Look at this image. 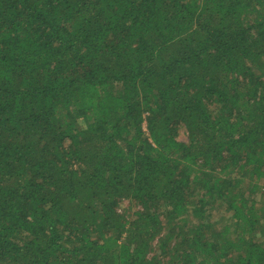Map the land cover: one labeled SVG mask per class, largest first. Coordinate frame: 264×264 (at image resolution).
I'll return each instance as SVG.
<instances>
[{"label": "trees", "instance_id": "obj_1", "mask_svg": "<svg viewBox=\"0 0 264 264\" xmlns=\"http://www.w3.org/2000/svg\"><path fill=\"white\" fill-rule=\"evenodd\" d=\"M263 176L264 0H0V264H264Z\"/></svg>", "mask_w": 264, "mask_h": 264}, {"label": "rangeland", "instance_id": "obj_2", "mask_svg": "<svg viewBox=\"0 0 264 264\" xmlns=\"http://www.w3.org/2000/svg\"><path fill=\"white\" fill-rule=\"evenodd\" d=\"M176 140L179 142H187V133L185 128L181 127V126H177L176 127ZM256 188L253 189V194H250V191L248 192V190L245 191V195H250L249 198L250 199H254V201H259V203L262 201V204L260 205L261 207V212L264 215V193L261 194L264 191V176L262 177V181L259 180L257 181V184L255 185ZM247 197V196H246ZM140 210L139 206L136 203H132L128 200H123L120 202L119 206H118V211L125 216L126 218L130 219L134 217V213L136 211ZM221 210H224V206L218 205L214 211L213 217L216 220H220L221 217L223 216V212ZM186 218V217H185ZM187 221L190 220V217L187 216ZM263 223H264V218L262 219ZM183 222V221H181ZM258 238V236H257ZM264 238V237H263ZM262 238V240H263ZM260 240V239H257ZM154 246L152 250H154L150 255L155 254L156 250H157V241H154Z\"/></svg>", "mask_w": 264, "mask_h": 264}]
</instances>
